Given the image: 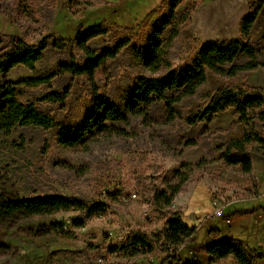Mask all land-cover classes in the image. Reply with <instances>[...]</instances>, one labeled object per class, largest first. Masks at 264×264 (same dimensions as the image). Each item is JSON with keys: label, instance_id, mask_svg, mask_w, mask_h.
Listing matches in <instances>:
<instances>
[{"label": "rangeland", "instance_id": "374dc122", "mask_svg": "<svg viewBox=\"0 0 264 264\" xmlns=\"http://www.w3.org/2000/svg\"><path fill=\"white\" fill-rule=\"evenodd\" d=\"M165 1L0 0V55L11 50L12 36L31 45L47 39L48 48L35 64L37 73L45 74L71 59L78 65L83 62L75 47L56 50V40L70 42L103 25L107 34L88 42L91 50L100 51L125 41L126 47L106 61L93 79L58 75L52 80L51 90L69 92L63 107L42 100L47 93L45 87L24 89L26 100L58 124H79L93 92L121 103L136 77L152 76L141 68L136 56L156 22L167 15ZM254 1L184 0L176 11L178 15L188 11L189 19L181 23L178 36L167 49V68L188 65L207 41L238 39L239 22ZM168 32L166 29L164 38ZM250 40L264 61V14L255 23ZM30 75L22 67L14 68L0 76V83ZM224 86L264 92V69L235 78L209 73L194 96L174 106V122L165 121L164 107L159 104L148 110V118L133 116L127 123L113 124L110 133L76 147L61 146L56 130L17 128L9 134L0 133V195L60 194L90 206H108L105 215L91 217L83 228L72 226L73 220L79 218L73 211L0 225V264H168L169 254L158 246L154 253L134 259L113 249L133 233L162 236L167 221L177 212L195 228L190 245L176 249L182 259L191 256L190 247L192 254L206 264L203 247L199 246L213 243L214 237L236 240L264 256V218H259L264 216V148L251 145L252 171L245 174L239 166L224 165L218 159L220 153L214 151L224 142L241 137L246 129L233 109L219 114L207 127L202 123L189 126L183 120ZM262 110L250 114L254 118L248 127L264 137V120L255 116ZM190 141L193 145L187 147L185 143ZM202 159L207 163L188 172L189 179L171 206L158 209L153 201L155 194L177 182L178 172L184 171L183 164L194 165ZM212 202L224 208V217H232L230 225L211 218ZM53 223H63L73 237L51 231ZM218 264L236 263L228 257ZM258 264H264V260Z\"/></svg>", "mask_w": 264, "mask_h": 264}, {"label": "trees", "instance_id": "16d2710c", "mask_svg": "<svg viewBox=\"0 0 264 264\" xmlns=\"http://www.w3.org/2000/svg\"><path fill=\"white\" fill-rule=\"evenodd\" d=\"M184 0H166L168 13L153 26L150 36L141 51L137 53L141 68L152 73V76L139 75L127 90L123 101L115 102L105 95L92 93L90 106L85 111L79 124H58L48 113L40 111L32 101L26 100L24 89L34 90L45 87L47 93L42 97L44 102L59 104L63 107L69 95L68 90L58 93L51 90V82L58 75L83 76L93 79L94 74L106 61L116 57L127 43L120 41L110 47H103L100 51H93L87 43L104 37L107 34L103 25L77 35L74 40L67 42L59 39L53 42L56 50L75 47L81 52L83 62L78 65L62 62L48 73L39 74L35 64L42 60L48 48L47 39L35 45L25 43L20 38L12 36L11 50L0 55V76L9 74L14 68L22 67L30 72V77L15 81L0 83V133L9 134L17 128H40L56 130V139L63 147H76L86 144L102 134L110 133L116 123H127L133 116L148 118V110L161 104L164 107L165 121L172 123L176 120L177 111L174 106L184 98L192 97L197 89L204 85L208 74L214 73L228 78H235L241 73L252 72L258 68L264 69L259 49L250 40L251 31L264 14V0H255L249 12L239 22V38L227 41H207L203 43L193 60L181 68L168 69L167 49L178 36L179 26L188 21L189 13L178 15L176 9ZM166 29L168 36L164 38ZM244 59V61H241ZM158 74L157 76H153ZM233 109L246 129L239 138L230 139L219 145L214 151L220 153L219 161L232 167L239 166L243 173L252 171V158L249 149L253 143L264 148V137L249 128L252 120L250 114L263 109L256 118L264 120V92L257 89L240 90L224 86L208 96L204 105L189 112L183 119L185 124L195 126L198 123L210 125L214 119L228 109ZM254 118V117H253ZM191 146L193 142H186ZM205 160L194 165L183 164V172H178L177 182L168 185L157 192L153 198L158 209L164 210L171 206L175 197L181 192L189 179L188 172L193 168H200ZM108 206L102 203L88 205L80 200L68 199L60 194L30 195L25 197H6L0 195V225L13 223L21 219L34 216H54L69 211L79 214L73 220L74 228H83L93 216L106 214ZM167 230L162 236L149 237L142 233L129 235L124 243L113 249L122 256L134 259L154 253L160 247L163 253L170 256L168 264H204L194 256L188 247L189 258L182 259L176 249L189 246L195 235V228L190 227L183 220L180 212L174 213L166 223ZM53 232L63 237L72 238L73 233L65 229L63 223H53L49 226ZM158 246V247H157ZM206 264H218L233 257L236 264H258L264 256L257 250L244 246L242 243L225 239L218 240L203 247Z\"/></svg>", "mask_w": 264, "mask_h": 264}, {"label": "built area", "instance_id": "2783aa9c", "mask_svg": "<svg viewBox=\"0 0 264 264\" xmlns=\"http://www.w3.org/2000/svg\"><path fill=\"white\" fill-rule=\"evenodd\" d=\"M212 206H213V213L211 215V218H219V219H221V221L223 223H226L228 225H230L232 223L233 219L231 216L224 217V215H223V209L224 208L222 206L217 205L216 202H212Z\"/></svg>", "mask_w": 264, "mask_h": 264}, {"label": "crops", "instance_id": "0c3cea01", "mask_svg": "<svg viewBox=\"0 0 264 264\" xmlns=\"http://www.w3.org/2000/svg\"><path fill=\"white\" fill-rule=\"evenodd\" d=\"M259 218L260 219H263L264 218V216H259ZM195 238V236L193 237V239ZM215 239H214V242H216V241H218L219 240V238L218 237H214ZM206 245H201V246H199V247H205Z\"/></svg>", "mask_w": 264, "mask_h": 264}, {"label": "water", "instance_id": "95a60500", "mask_svg": "<svg viewBox=\"0 0 264 264\" xmlns=\"http://www.w3.org/2000/svg\"><path fill=\"white\" fill-rule=\"evenodd\" d=\"M191 218H193V216H191Z\"/></svg>", "mask_w": 264, "mask_h": 264}]
</instances>
